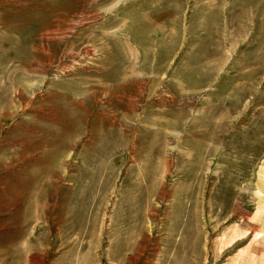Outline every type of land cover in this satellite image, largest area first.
Wrapping results in <instances>:
<instances>
[{
	"label": "rangeland",
	"instance_id": "374dc122",
	"mask_svg": "<svg viewBox=\"0 0 264 264\" xmlns=\"http://www.w3.org/2000/svg\"><path fill=\"white\" fill-rule=\"evenodd\" d=\"M0 264H264V0H0Z\"/></svg>",
	"mask_w": 264,
	"mask_h": 264
}]
</instances>
